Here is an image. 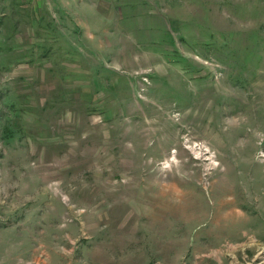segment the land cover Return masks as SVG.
Instances as JSON below:
<instances>
[{
    "label": "rangeland",
    "instance_id": "rangeland-1",
    "mask_svg": "<svg viewBox=\"0 0 264 264\" xmlns=\"http://www.w3.org/2000/svg\"><path fill=\"white\" fill-rule=\"evenodd\" d=\"M0 264H264V0H0Z\"/></svg>",
    "mask_w": 264,
    "mask_h": 264
}]
</instances>
